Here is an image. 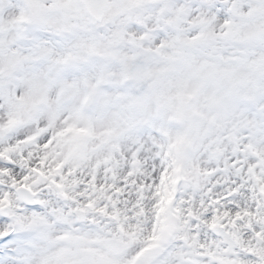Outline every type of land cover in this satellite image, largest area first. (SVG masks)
I'll use <instances>...</instances> for the list:
<instances>
[{
	"label": "snow or ice",
	"instance_id": "obj_1",
	"mask_svg": "<svg viewBox=\"0 0 264 264\" xmlns=\"http://www.w3.org/2000/svg\"><path fill=\"white\" fill-rule=\"evenodd\" d=\"M0 264H264V0H0Z\"/></svg>",
	"mask_w": 264,
	"mask_h": 264
}]
</instances>
